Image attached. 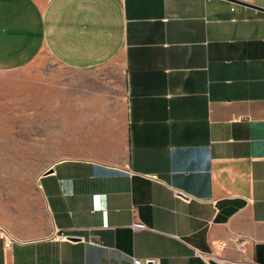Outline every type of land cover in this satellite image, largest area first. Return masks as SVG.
<instances>
[{
    "label": "crops",
    "instance_id": "obj_1",
    "mask_svg": "<svg viewBox=\"0 0 264 264\" xmlns=\"http://www.w3.org/2000/svg\"><path fill=\"white\" fill-rule=\"evenodd\" d=\"M12 73L18 124L59 158L9 187L0 149V264H264L263 10L0 0Z\"/></svg>",
    "mask_w": 264,
    "mask_h": 264
},
{
    "label": "rangeland",
    "instance_id": "obj_2",
    "mask_svg": "<svg viewBox=\"0 0 264 264\" xmlns=\"http://www.w3.org/2000/svg\"><path fill=\"white\" fill-rule=\"evenodd\" d=\"M16 78V73L0 76V100L3 104L0 109V149L8 151V155L2 157L3 163L8 165L2 176L5 181L3 184L9 187L14 182L20 186L28 185V182L59 158L44 154L49 150L38 149L33 144L32 123L18 124ZM39 128L40 125H37V130Z\"/></svg>",
    "mask_w": 264,
    "mask_h": 264
},
{
    "label": "built area",
    "instance_id": "obj_3",
    "mask_svg": "<svg viewBox=\"0 0 264 264\" xmlns=\"http://www.w3.org/2000/svg\"><path fill=\"white\" fill-rule=\"evenodd\" d=\"M153 177H155V175ZM132 228L137 229V230L138 229H144L145 225L141 221H134L133 224H132ZM60 234H61L60 235L61 237H65L64 234H62V233H60ZM0 235H2L4 237H7L6 238V242H5V246L6 247H11L12 244L14 243L15 239L11 235H9L7 233V231L2 226H0ZM236 243H237L238 246L242 247V246H244L247 243V240L238 238V240L236 239ZM221 245L225 246L226 242H222ZM204 258L206 259V261H208L209 257L205 255ZM149 261H150V259L146 260V262H149ZM226 261L230 262L232 264H262V263H258L256 261H254V260H252V261L251 260H246V261L239 262V263L235 262V261H231V260H226ZM142 263H143V261L140 258H134V260H133V264H142ZM208 263H210V262L208 261ZM153 264H159V261L158 260L153 261Z\"/></svg>",
    "mask_w": 264,
    "mask_h": 264
},
{
    "label": "water",
    "instance_id": "obj_4",
    "mask_svg": "<svg viewBox=\"0 0 264 264\" xmlns=\"http://www.w3.org/2000/svg\"><path fill=\"white\" fill-rule=\"evenodd\" d=\"M228 1V0H227ZM231 2H234V3H239V4H243V5H248L250 7H254L256 9H260V10H263L264 11V6H259V5H254V4H251V3H248L244 0H229ZM210 262L212 264H220L218 261H216L215 259H211Z\"/></svg>",
    "mask_w": 264,
    "mask_h": 264
}]
</instances>
